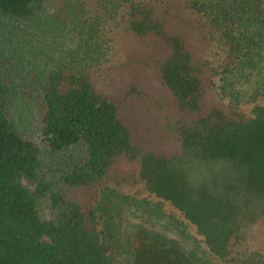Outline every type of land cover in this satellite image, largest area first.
<instances>
[{"label":"trees","instance_id":"trees-1","mask_svg":"<svg viewBox=\"0 0 264 264\" xmlns=\"http://www.w3.org/2000/svg\"><path fill=\"white\" fill-rule=\"evenodd\" d=\"M260 95L264 0H0V264H264L232 256L264 228V105L240 107ZM121 158L203 258L128 222L164 215L111 185Z\"/></svg>","mask_w":264,"mask_h":264},{"label":"rangeland","instance_id":"rangeland-1","mask_svg":"<svg viewBox=\"0 0 264 264\" xmlns=\"http://www.w3.org/2000/svg\"><path fill=\"white\" fill-rule=\"evenodd\" d=\"M115 43V42H114ZM113 44V43H112ZM117 42L115 43V48L117 47ZM128 43L126 40L121 41L120 46H127ZM138 48H141V45H137ZM121 50H123L121 48ZM225 57V47L219 44H214L207 53V58L211 61L214 66L220 67L223 59ZM226 75L220 73L215 77L216 84L218 86V90L221 96L225 101H229L232 97L231 94L234 91L230 90V84L223 79ZM250 79V78H249ZM248 79V80H249ZM232 80V79H231ZM238 84L234 89H240L246 91L245 93L250 94L253 91L254 82L250 81V83ZM230 91V94H229ZM255 104H263L264 105V95H260L257 97V101H248V98H243L242 102H240L241 109L247 114L251 115L252 110ZM34 117L29 113H25L24 126L26 128H30L33 123ZM135 163L129 162L125 158H121L118 160L116 166L114 167L113 177L119 181L112 182V186L117 187L124 194L129 195L130 197H134L137 201H148L153 208H161L163 217L158 216L157 210L152 212V216H150V212H143V210H137L134 213V216L129 212V217H127L128 222L135 224L137 222H144L148 227L156 230L157 232L165 235L166 237L176 240L180 242L186 250L196 252L197 256L203 258L202 253H204L205 244L203 242L202 237L197 233L196 228L188 222L181 212H179L176 208H174L169 202H166L162 199L157 198L155 195L151 194L146 188L143 182L135 181ZM133 176V177H132ZM125 178H129L128 181H125ZM44 210V216L49 217V211L45 205L42 206ZM135 211L134 207L130 210ZM264 229V228H263ZM262 228L256 229V234L253 238L247 242L244 241H233V255L238 256L239 253L243 254L246 252L260 251L264 253V230ZM195 244L201 246L199 251ZM204 252H203V251ZM215 264H227L223 261L215 259Z\"/></svg>","mask_w":264,"mask_h":264}]
</instances>
